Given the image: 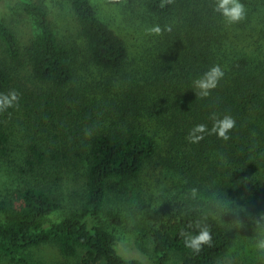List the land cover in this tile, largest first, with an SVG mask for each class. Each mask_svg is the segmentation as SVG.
Listing matches in <instances>:
<instances>
[{
    "label": "trees",
    "instance_id": "16d2710c",
    "mask_svg": "<svg viewBox=\"0 0 264 264\" xmlns=\"http://www.w3.org/2000/svg\"><path fill=\"white\" fill-rule=\"evenodd\" d=\"M18 1L38 32L22 58L15 34L0 20L5 55L0 58V93L15 90L20 97L18 106L0 112V157L6 156L9 144L5 121L24 108L41 126L60 124V131L70 132L66 138L79 149L73 155L50 154L30 144L29 171L65 159L72 169L82 171L84 180L80 199L55 221L50 217L62 203L45 182L0 198V256L15 264H42L26 252L52 243L78 264H146L120 253L117 237L102 225L101 217L121 224L117 211L104 212L109 191L115 181H135L148 168L152 181L156 173L172 170L181 186L151 201L153 215L136 218L152 243L151 264H167L172 254L182 264H220L252 228L250 217L264 212V0H241L246 18L232 25L213 11L214 0H175L164 9L159 0H126L119 14L132 32L114 28L91 0H68L87 62L104 72L100 82L105 87L92 88L93 95L108 109L84 105L74 120L64 92L78 75V50L58 36L46 0ZM141 18L143 23H138ZM154 23L170 24L172 32L147 35L145 29ZM137 25L142 26L140 33ZM134 35L140 42L132 52L127 39ZM132 62L129 80L114 77L123 75ZM22 64L43 87L42 93L22 91L13 72ZM215 64L224 69V78L209 97L197 98L192 81ZM106 89L114 98L105 95ZM213 113L235 119L231 138L223 141L206 134L199 143H190V129L197 124L211 128ZM160 179L148 187L157 186ZM218 201L228 207H219ZM233 209L242 210L237 215ZM202 215L207 216L213 239L196 254L184 246L181 233L195 232L192 222ZM237 218L244 224L240 229L232 226Z\"/></svg>",
    "mask_w": 264,
    "mask_h": 264
},
{
    "label": "rangeland",
    "instance_id": "374dc122",
    "mask_svg": "<svg viewBox=\"0 0 264 264\" xmlns=\"http://www.w3.org/2000/svg\"><path fill=\"white\" fill-rule=\"evenodd\" d=\"M91 1L97 6L100 14L104 15L106 19L107 16L110 17L114 28L120 27L125 32L133 31L129 23H126L119 14V10H121L119 6L126 0L123 2L120 0ZM45 6L51 15L58 36L65 39L68 44L74 45L78 50V75L72 85L64 92L66 109L70 110L72 120L76 118L78 111L81 112L86 106H98L101 111L106 112L108 109L102 105L99 95L94 96L92 91V88L101 90L105 87V84L100 82L103 79L101 76L104 72L93 69L84 56L83 45L78 37V28L70 2L68 0H46ZM125 13L129 18L134 17L130 11ZM0 20L6 23L15 34L23 58L26 47L38 32L31 18L23 12L21 3L18 0H0ZM143 21V18H141L138 23H143ZM141 28L142 26L137 25L139 33ZM125 32L124 35L126 34ZM136 36H130L127 39L128 46L133 49L132 52L137 50L136 47L140 42L139 37L134 39ZM2 46L0 42V58L5 57ZM132 55L135 54L132 53ZM134 66L135 64L132 62L126 67L123 73L124 77L119 73L114 77H120V81H124L127 79L126 74L132 71L131 69ZM89 69H91V75ZM13 72L16 82L20 85L22 91L26 93L34 92L35 94L44 91L40 84L33 81L27 64L14 66ZM113 83L115 89L118 90L120 87L119 82L114 79ZM87 87L88 89H86ZM105 95L114 98L111 90L107 91L106 89ZM84 97L87 101L86 103H83ZM99 112L97 111V113ZM5 125L7 126L6 131L10 136L6 156L0 157V198L4 196L11 197L28 184L38 183L39 181L40 183L45 182L48 184L47 187L50 188L52 194L58 196L62 203V209L50 217L51 221L57 220L68 208L74 205L76 200L80 199L83 190V173L76 167L72 169V165H67L68 161L65 159L54 162L49 160V163L43 168L29 171L26 165V156L29 151V145L33 143L40 145L42 151L46 153L60 155L68 153L73 155V152L79 149H76L69 142L70 136L66 138L65 134L69 135L70 132L66 130L61 132L60 127L62 126L60 124L55 128H46L39 125L37 118L31 113L29 114V111L24 108L17 109L13 117L5 121ZM156 174L158 178H154V181L161 179L157 186H152L151 188L148 185H151L154 181L150 177L148 168L135 181H115L113 183V185L115 184V189L109 191L104 212L107 210L117 211L122 217V222L120 225H114L105 220V215L101 217L102 225L117 237L120 253L128 258L140 259L146 264H151L152 262V243L149 241L144 227L138 225L136 218L137 216L141 217V214L146 217L154 214V212L149 214L152 208L151 201L160 199L156 196L160 195L161 192L167 193L169 190L181 187L176 174L172 173V170ZM149 194L153 195L152 199L149 198ZM141 222L145 223L142 218ZM251 227L250 230H247L246 235L236 241L220 264H264V253L259 252L255 248L254 225ZM26 254L29 259L37 260L42 264H78L75 258L63 256L59 252L58 247L52 243L32 248ZM0 264L15 263L7 257L0 256ZM167 264H182V259L178 255L172 254Z\"/></svg>",
    "mask_w": 264,
    "mask_h": 264
},
{
    "label": "clouds",
    "instance_id": "9594fccd",
    "mask_svg": "<svg viewBox=\"0 0 264 264\" xmlns=\"http://www.w3.org/2000/svg\"><path fill=\"white\" fill-rule=\"evenodd\" d=\"M175 0H159V7L164 9L172 4ZM213 11L219 13L224 21L229 24H238L246 18L245 5L241 0H214ZM145 32L149 36L160 37L165 33L172 32V25L154 23L145 29ZM225 71L221 65L215 64L205 71L201 76L192 81V88L197 98H207L215 90L220 81L224 78ZM19 95L15 90H11L8 93H0V112L6 111L9 108L18 106ZM212 121L211 128L206 124H197L188 133V140L190 143H199L205 138V135H216L218 139L228 141L231 137L229 133L236 127L235 119L230 115L218 116L213 113L210 117ZM196 189H192L195 195ZM218 206L228 207L227 202L218 201ZM242 209H233L232 213L238 215ZM207 216H201L200 218L192 222V226L196 229L195 232L183 231L181 233L183 237L184 246L190 249L193 253L198 254L202 251L205 245H212V233L209 225L206 223ZM251 223L254 225V238L255 248L264 253V212L250 217ZM234 229H240L244 226L243 221L239 218L234 219L232 222Z\"/></svg>",
    "mask_w": 264,
    "mask_h": 264
}]
</instances>
